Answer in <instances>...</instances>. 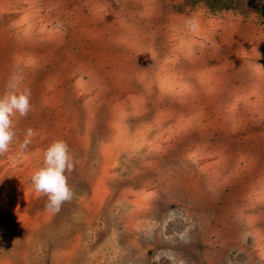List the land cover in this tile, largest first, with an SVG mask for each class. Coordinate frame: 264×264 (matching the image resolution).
<instances>
[{"label":"rangeland","instance_id":"1","mask_svg":"<svg viewBox=\"0 0 264 264\" xmlns=\"http://www.w3.org/2000/svg\"><path fill=\"white\" fill-rule=\"evenodd\" d=\"M14 75L0 264H264V0H0V95ZM56 140L53 211L30 177Z\"/></svg>","mask_w":264,"mask_h":264},{"label":"clouds","instance_id":"2","mask_svg":"<svg viewBox=\"0 0 264 264\" xmlns=\"http://www.w3.org/2000/svg\"><path fill=\"white\" fill-rule=\"evenodd\" d=\"M188 24L190 27L195 26L194 21H188ZM21 80L22 77L14 75L7 84V91L0 95V155L8 153L17 139L13 117H26L32 108L31 92L20 88ZM34 134L33 129L27 130L25 139L18 143L20 152L28 147ZM73 169L72 156L65 141L56 140L44 150L43 166L36 169L30 179L34 190L47 196L50 210L58 211L63 202L72 198L73 192L65 173Z\"/></svg>","mask_w":264,"mask_h":264}]
</instances>
